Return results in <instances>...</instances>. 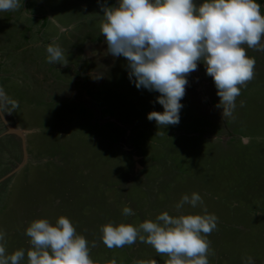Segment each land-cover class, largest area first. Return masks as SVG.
Wrapping results in <instances>:
<instances>
[{
	"label": "rangeland",
	"instance_id": "obj_1",
	"mask_svg": "<svg viewBox=\"0 0 264 264\" xmlns=\"http://www.w3.org/2000/svg\"><path fill=\"white\" fill-rule=\"evenodd\" d=\"M115 2L20 0L18 10L0 11L5 255L24 250L21 264H27L26 228L39 219L54 226L63 216L89 242L94 264H165L169 257L139 240L109 249L100 228L109 223L138 228L167 212L218 218L206 237L209 264H247L249 257L264 264V51L242 45L256 61L254 77L241 88L231 117H223L213 79L198 63L187 76L179 124L158 128L147 116L164 111L156 102L160 94L137 89L127 60L107 53L102 8L118 7ZM193 2L199 6L204 0ZM255 2L264 15V0ZM36 42L42 45L17 55L23 43ZM49 44L59 46L65 59L49 63ZM26 59L38 60L47 78L36 75L31 81ZM12 72L21 77L11 81ZM193 193L203 204H185L177 212L175 205ZM125 207L135 215L125 216Z\"/></svg>",
	"mask_w": 264,
	"mask_h": 264
},
{
	"label": "clouds",
	"instance_id": "obj_2",
	"mask_svg": "<svg viewBox=\"0 0 264 264\" xmlns=\"http://www.w3.org/2000/svg\"><path fill=\"white\" fill-rule=\"evenodd\" d=\"M20 7V0H0V11ZM102 11L100 32L107 53L127 60L129 80L137 89L160 94L156 102L164 111L149 113V121H156L158 128L179 124L187 76L197 70L198 63L204 64L206 75L213 79L223 117L232 116L241 88L254 77L256 63L242 45L264 51L260 4L255 0H204L199 6L193 0H119L118 7H103ZM46 52L49 63L65 59L59 46L49 44ZM185 204L195 208L203 200L197 193L184 195L175 205L177 212ZM123 214L135 215L130 207H125ZM217 221L214 214L170 216L165 212L155 222L144 221L138 228L106 224L100 228V239L109 249L139 240L152 246L157 254L169 257L165 264H209L210 241L206 237L217 228ZM25 235L31 245L26 253L27 264H94L89 242L77 235L68 218L61 216L54 226L46 219L33 221ZM4 238L0 232V241ZM91 246L95 247V242ZM5 252L0 244V264H21L25 258L24 250L11 255ZM247 264H254L251 257Z\"/></svg>",
	"mask_w": 264,
	"mask_h": 264
},
{
	"label": "crops",
	"instance_id": "obj_3",
	"mask_svg": "<svg viewBox=\"0 0 264 264\" xmlns=\"http://www.w3.org/2000/svg\"><path fill=\"white\" fill-rule=\"evenodd\" d=\"M116 4H118L119 5V0H116V2H115ZM73 26L74 25H66L65 27L66 28H70L71 30L73 29ZM66 33H69V30L68 31H66V32H64L63 33V35L65 36V34ZM70 33L72 34V37H74L75 38V35H76V33L75 32H73V31H70ZM72 37H70V38H72ZM26 39H25V41L29 38V37H25ZM88 39V38H87ZM91 41H88L87 42V40L84 42L85 44H88V43H90V42H92V39H90ZM23 45H25L24 46V48L23 49H16L15 51L17 52V55L19 54V53H21L24 49H26V48H29V47H35V45H42V43L41 42H36V43H30V44H25V43H23ZM81 45L82 44H79L78 46H80V48H81ZM81 49H83V48H81ZM25 51V50H24ZM91 52H93V51H91ZM90 51H89V53H91ZM97 52H99V51H97ZM86 53H88V52H86ZM88 55V54H87ZM93 55H94V52H93ZM95 56V55H94ZM9 59V58H8ZM23 60V59H22ZM1 61V60H0ZM18 61H21V59H18ZM26 61L27 62H30L31 63V65H32V67H31V70H29V71H27V72H25V74L27 75V77L31 80V81H34L35 80V76L36 75H40V76H42V77H44V79H46L47 78V76H46V74H47V69L46 70H44V71H41L40 70V67L38 66V60L37 61H29L28 59H26ZM12 75H13V77H11L10 78V80L12 81H16L17 80V78L18 77H21V75L20 74H16L15 76H14V72H12L11 73ZM32 79H34V80H32Z\"/></svg>",
	"mask_w": 264,
	"mask_h": 264
}]
</instances>
